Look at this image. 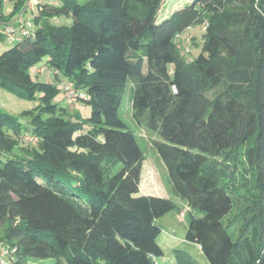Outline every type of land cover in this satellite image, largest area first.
Masks as SVG:
<instances>
[{
	"label": "trees",
	"instance_id": "obj_1",
	"mask_svg": "<svg viewBox=\"0 0 264 264\" xmlns=\"http://www.w3.org/2000/svg\"><path fill=\"white\" fill-rule=\"evenodd\" d=\"M59 1L36 4L33 33L0 55V87L38 103L27 123L0 111V245L13 264L165 256L158 220L177 206L136 196L145 156L120 115L129 81L133 117L163 138L153 146L175 193L203 213H190L186 241L209 264H264V0H183L171 12L170 0ZM204 24L188 61L177 38ZM42 61L89 97L79 102L89 117L32 78ZM28 134L39 143L24 144Z\"/></svg>",
	"mask_w": 264,
	"mask_h": 264
},
{
	"label": "rangeland",
	"instance_id": "obj_2",
	"mask_svg": "<svg viewBox=\"0 0 264 264\" xmlns=\"http://www.w3.org/2000/svg\"><path fill=\"white\" fill-rule=\"evenodd\" d=\"M28 3L26 9L25 6L21 7L16 18L20 14H23L25 22H30L32 25L28 27L30 30H34L33 18L37 10L36 4L38 3H54L60 4L59 0H26ZM82 3H88L92 0H80ZM25 4V5H26ZM183 6L185 2L183 0H174L169 3L167 9L169 12L174 11L175 6ZM15 11V0H10L6 6L3 7L0 12V16L7 18ZM58 25L68 24L67 21L58 20ZM206 24L198 25L184 32L177 42L180 46V53L188 61L196 59L202 50L204 43V31ZM1 34V28H0ZM14 45L7 44L0 41V55L6 50L12 49ZM189 50L191 53L187 54L185 50ZM46 61H42L32 66L28 72L32 78L36 81L55 83L61 89V94L56 99V102L61 107H67L68 104L63 99V85L68 81L64 76H60L61 82L55 80V72L53 70L46 69L40 73L41 68H46ZM133 85L129 81L120 108L121 119L128 126L129 130L136 136L137 142L141 147L144 156V169L142 174V181L139 193L136 196H156L163 197L171 200L177 206V210L169 213L165 217L158 220L162 233L159 238V245L164 251L165 256L157 260L158 264H209L208 260L202 253L200 247L196 244L188 243L186 241V234L189 226V217L192 213L196 217H203V213L199 210H191L185 200L180 198L174 191L172 182L169 178L165 164L159 156L157 150L153 146L155 141L164 142L161 135L153 130L140 126L133 117L132 111V97H133ZM36 101H27L19 96L9 93L0 87V111L18 117L21 122L27 123L28 118L25 116L26 112L32 111L37 106ZM74 111L80 113L82 118H87L91 115V109L83 104L69 105ZM193 153H197V150H192ZM18 153V150H17ZM184 214V215H183ZM183 215V216H182ZM28 264H57L55 259H34L30 260Z\"/></svg>",
	"mask_w": 264,
	"mask_h": 264
},
{
	"label": "built area",
	"instance_id": "obj_3",
	"mask_svg": "<svg viewBox=\"0 0 264 264\" xmlns=\"http://www.w3.org/2000/svg\"><path fill=\"white\" fill-rule=\"evenodd\" d=\"M10 0H0V12L3 7L9 3ZM28 3L25 5V9ZM2 15L0 16V26L3 25ZM13 22L3 26L2 33L0 34V39L4 38L6 42L10 45L20 41L24 37H28L33 33L28 27L32 24L30 22H25L23 14H20L16 18H13ZM179 36L177 39H180ZM180 49V46H179ZM186 53L190 51L185 50ZM46 68H41L40 73L44 72ZM63 95L66 103L76 104L84 100H88L89 97L86 96L83 92L74 89L71 85H67L63 88ZM39 138L34 135H25L22 138V142L27 145H36L39 143ZM184 215V214H183ZM182 215V216H183ZM0 264H13V250L8 245H0Z\"/></svg>",
	"mask_w": 264,
	"mask_h": 264
},
{
	"label": "crops",
	"instance_id": "obj_4",
	"mask_svg": "<svg viewBox=\"0 0 264 264\" xmlns=\"http://www.w3.org/2000/svg\"><path fill=\"white\" fill-rule=\"evenodd\" d=\"M174 0H170V2L169 3H172ZM3 17V16H2ZM3 19V25H1L0 26V28H1V33H2V30H3V26L4 25H7V24H9V23H12L14 20H13V18H11V19H6V18H2ZM190 30V29H189ZM0 41H2V42H6V40L4 39V38H2V39H0ZM7 43V42H6ZM8 44V43H7ZM145 196V195H144Z\"/></svg>",
	"mask_w": 264,
	"mask_h": 264
}]
</instances>
